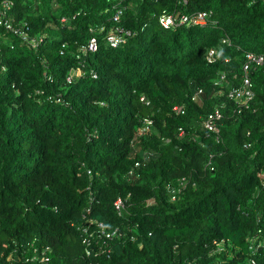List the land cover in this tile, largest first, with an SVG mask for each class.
<instances>
[{
    "label": "trees",
    "instance_id": "16d2710c",
    "mask_svg": "<svg viewBox=\"0 0 264 264\" xmlns=\"http://www.w3.org/2000/svg\"><path fill=\"white\" fill-rule=\"evenodd\" d=\"M5 1L0 264H264V0Z\"/></svg>",
    "mask_w": 264,
    "mask_h": 264
},
{
    "label": "built area",
    "instance_id": "2783aa9c",
    "mask_svg": "<svg viewBox=\"0 0 264 264\" xmlns=\"http://www.w3.org/2000/svg\"><path fill=\"white\" fill-rule=\"evenodd\" d=\"M2 9H0V25L4 26L6 29H14L13 28V23L11 18L9 17V13L13 7V2L10 1H5L2 4ZM120 11H118V13L115 15L114 20L118 21L120 19ZM207 13L206 12H199L197 14L194 15H184L181 19H180V24H194V25H202L205 24L207 22ZM161 23L164 27L169 28V27H174L176 25V18L174 15L172 14H166L163 15L161 18ZM15 30V29H14ZM109 41L117 46L119 44H121L124 39L122 38V36H118V35H111L109 37ZM89 50L91 51H96L97 50V44H96V40L92 39L90 44H89ZM215 55V51H211L210 52V61L213 58V56ZM247 57V63L245 64V75L244 78L241 82V84L238 87H234L233 89H231L228 92V97L230 99H232L233 101H235L237 103V105L239 106L240 109L242 108H248L251 103L254 101L255 98V93L253 90V84L250 78V72H251V66L253 65V63L258 64V65H262L264 63V58L261 55H258L254 52L248 53L246 55ZM225 78V75L222 76V79ZM203 91L199 90L198 92H196L193 95V100L194 101H199L200 97L202 96ZM142 101H146L145 97L142 98ZM224 107V104H222L221 106H218L215 108L214 112L208 116V118H206L204 120V127L206 129H208V131L214 133L216 136H219L220 134V121L223 117L222 112H221V108ZM175 110L179 113V112H184V109L182 107H175ZM152 123L150 121L147 122V129H149L150 125ZM139 164H137L138 166ZM175 198V197H174ZM122 201L118 200L116 202V206L118 209H120L122 207ZM103 227V226H102ZM107 236L109 237L110 234H107ZM43 261H49L48 257H46L45 255L42 256L41 258Z\"/></svg>",
    "mask_w": 264,
    "mask_h": 264
}]
</instances>
